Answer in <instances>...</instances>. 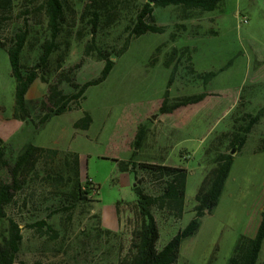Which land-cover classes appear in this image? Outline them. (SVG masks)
Segmentation results:
<instances>
[{
  "label": "rangeland",
  "instance_id": "1",
  "mask_svg": "<svg viewBox=\"0 0 264 264\" xmlns=\"http://www.w3.org/2000/svg\"><path fill=\"white\" fill-rule=\"evenodd\" d=\"M146 1L62 0L65 20L44 78L74 93L72 82L61 73L79 65L69 77L82 85L99 75L104 64L100 55L111 58L114 66L104 81L86 88L80 104L72 102L71 110L51 117L38 131L31 121L38 122L51 105L46 93L28 101L31 124L19 131L18 141L59 152L53 159L37 152L19 167L12 183V200L0 216V243L9 220L18 223L22 240L13 264L130 261L141 218L136 195L118 177L115 159L136 167L131 171L134 187L151 197L161 192L163 179L141 170L139 163L187 170L183 215L150 207L160 250L192 219L200 182L220 155L231 154L233 134L247 124L248 114L261 112L242 148L232 154L217 206L201 218L195 235L183 239L176 264H227L239 237L255 234L264 211V0H222L210 12L151 5L147 21L162 32L131 35ZM45 13L43 0H11L0 7V114L6 117L12 111L15 85L6 49L26 31L20 62L24 68L35 66L50 39ZM124 45L126 50L120 52ZM210 71L216 74L206 80L204 74ZM201 93L207 96L197 103L161 111L163 103L169 108ZM182 107H194L186 119L172 114ZM85 113L92 119L88 129L74 128ZM4 145V158L13 164L22 148ZM73 153L82 158L78 174ZM0 182H12L2 167ZM114 203L112 229L101 214ZM257 264H264V241Z\"/></svg>",
  "mask_w": 264,
  "mask_h": 264
},
{
  "label": "trees",
  "instance_id": "2",
  "mask_svg": "<svg viewBox=\"0 0 264 264\" xmlns=\"http://www.w3.org/2000/svg\"><path fill=\"white\" fill-rule=\"evenodd\" d=\"M46 10L47 29L49 31L50 39L45 41L42 45V53L35 64L31 68H24L20 62L21 51L24 48L26 42V31H20L12 40L6 52L8 55L11 76L15 82L14 89V105L13 116L16 119L29 121L31 118L30 105L26 100L25 95L32 85V83L40 78L43 83L47 85V92L45 95V101H47L51 108L42 115L38 122L31 121L35 127V131L40 130L45 123L53 116L61 115L71 110L72 102L80 104V98L84 100V92L87 87L96 85L104 81L110 74L114 61L111 58L100 55V59L104 61L103 67L99 72V75L82 84H75L74 77L70 79V75L75 68L79 65H75L67 71V74L61 73L60 76L68 81L72 82V85L76 89L74 93H65L59 87L47 81L44 78V74L50 71V56L57 47L56 38L59 36L62 28V24L65 20L63 13L62 0H43ZM222 0H147L135 16V21L130 29V34L140 36L147 32L161 33L162 27L155 24L148 23L147 19L151 17L152 7L151 5H157L166 7L169 5L180 6L184 10L199 9L203 12L213 11ZM11 0H0V7L5 8ZM93 20V26L97 25V15L95 14ZM126 46L120 51H125ZM228 63L225 67L229 66ZM220 69V71H222ZM216 72L210 71L204 74L206 80H210L215 76ZM72 80V81H71ZM207 96V93H201L186 97L179 101L172 107H166L163 103L161 111L163 113H171L177 106L185 105L189 103H197L203 100ZM42 109L45 107V102H42ZM261 112L256 115H247L249 118L246 125H242V130L235 132L232 136L231 146L237 145L238 151L245 143L246 135L250 132L252 126L258 122ZM92 119L89 113H85L83 117H80L73 124L74 128L80 130L88 129ZM139 136L134 141V146L137 149L139 146ZM4 141L0 138V167L7 169L11 176V183L0 182V216H4V206L10 204L12 198L10 190L12 189V183L18 177L19 167L25 165L29 159L34 157L37 152L49 153L52 159L58 155V150L53 148L39 147L32 143H28L22 147L20 154L16 158L13 164H10L6 158H4ZM67 165L71 162L68 156H65ZM118 169L121 172L132 171L134 172V165L129 167L128 163L115 159ZM234 161L232 154H223L217 160V165L207 175L204 176L200 182L197 193L195 195L194 215L189 223L179 230L160 250L157 249L156 243L159 239V231L151 213L150 207L154 204L159 208H168L173 211L177 217H181L184 212V197L185 187L187 179V170L179 166H170L164 164L142 162L139 163L138 168L154 175L160 179H163V186L161 192L155 197H151L145 194L140 188L134 187L133 191L136 195V207L140 215L141 221L136 231L134 232L133 240V255L125 264H176L179 258L180 246L183 239L191 237L196 234L200 227V220L205 215L210 213L218 204L219 198L223 192L225 181L228 177L231 165ZM72 163L75 170V174H78L79 170V155L78 153L72 154ZM62 179V177H59ZM86 193L88 191L85 190ZM22 235L18 223L13 220H9V226L7 230V236L4 237L0 243V264H13L16 255L19 251ZM264 241V211L261 212L260 222L257 230L253 236L241 235L236 242L233 250V254L228 258L227 264H257L259 253Z\"/></svg>",
  "mask_w": 264,
  "mask_h": 264
},
{
  "label": "crops",
  "instance_id": "3",
  "mask_svg": "<svg viewBox=\"0 0 264 264\" xmlns=\"http://www.w3.org/2000/svg\"><path fill=\"white\" fill-rule=\"evenodd\" d=\"M15 83V82H14ZM36 84H39L36 86ZM15 89V85H14ZM47 92V85L45 83L40 82L38 79H36L30 88L28 89L25 98L27 101L32 100V98H39L43 96ZM14 105V101H13ZM13 105H12V111L9 116H5L3 113L0 114V138L4 141L5 144L8 145H15V148L21 149L24 144H26V141H21L17 139V135L20 130L25 128L28 124H31L30 121H23L16 119L13 116ZM193 108H178L175 110L172 114H177L178 119H186L190 113L193 112ZM79 165L82 167V158L79 155ZM118 177L122 180V183L127 185L129 190L131 191V194H133V188H134V173L130 172H121L118 169L117 173ZM132 199L134 195L131 197ZM112 208V209H111ZM113 208L115 210V203L114 205L109 208H107L105 211L102 212L101 217L103 220V223L106 227L114 229V222L112 220V214H113Z\"/></svg>",
  "mask_w": 264,
  "mask_h": 264
},
{
  "label": "water",
  "instance_id": "4",
  "mask_svg": "<svg viewBox=\"0 0 264 264\" xmlns=\"http://www.w3.org/2000/svg\"><path fill=\"white\" fill-rule=\"evenodd\" d=\"M237 148L238 146L237 145H234L230 151L231 154H234L236 151H237ZM263 210H264V207H263Z\"/></svg>",
  "mask_w": 264,
  "mask_h": 264
}]
</instances>
